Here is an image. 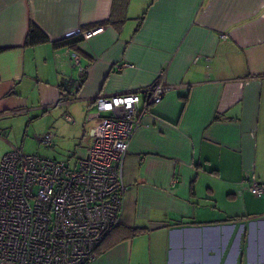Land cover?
<instances>
[{"label":"crops","instance_id":"0c3cea01","mask_svg":"<svg viewBox=\"0 0 264 264\" xmlns=\"http://www.w3.org/2000/svg\"><path fill=\"white\" fill-rule=\"evenodd\" d=\"M31 24L47 41L25 44ZM74 36L86 74L62 104L74 50L53 43ZM161 70L172 89L138 105L121 223L89 264H264V194L243 183L264 182V0H0V159L14 121L55 113L49 148L67 134L74 147L40 156L74 167L105 116L94 99L146 89Z\"/></svg>","mask_w":264,"mask_h":264},{"label":"built area","instance_id":"2783aa9c","mask_svg":"<svg viewBox=\"0 0 264 264\" xmlns=\"http://www.w3.org/2000/svg\"><path fill=\"white\" fill-rule=\"evenodd\" d=\"M102 29L85 31L82 39ZM70 60L77 77L67 80L62 104L76 98L86 74L78 54ZM171 89L161 70L146 89L96 97L98 114L105 116L91 128L85 156L74 167L20 149L1 157L0 264H89L95 259L125 209L123 167L144 113L138 105L143 98L149 107L159 104ZM65 120L73 122L67 114ZM40 140L52 145L50 133ZM243 183L252 195L264 194V182L254 175Z\"/></svg>","mask_w":264,"mask_h":264},{"label":"rangeland","instance_id":"374dc122","mask_svg":"<svg viewBox=\"0 0 264 264\" xmlns=\"http://www.w3.org/2000/svg\"><path fill=\"white\" fill-rule=\"evenodd\" d=\"M71 109H73V111L75 112V114H72V116L75 122H77V124L76 123L73 124V122L72 123L68 122V123L73 124L74 127H78V124H82L84 113L81 112L80 107L76 104L73 105ZM53 115H55V113H52L51 116ZM51 116L43 115L38 118H35L28 126L25 122L26 121L25 119L14 121L12 128L14 129L15 134L17 136L9 140L8 143L10 148L9 151L13 149H21L24 153L27 154H39L49 157L55 156L56 159H60V160L64 159V157L67 156V152H70L74 147L75 140H73V135L67 134L58 137L55 143L56 147L53 148L54 151L51 148L45 146L40 140L41 137L44 134H46L51 127H53V118H51ZM57 116H60V114H57ZM62 118L63 116L60 119ZM26 130H27V134L24 137L23 133ZM5 143L6 141L3 140L0 141V153Z\"/></svg>","mask_w":264,"mask_h":264},{"label":"trees","instance_id":"16d2710c","mask_svg":"<svg viewBox=\"0 0 264 264\" xmlns=\"http://www.w3.org/2000/svg\"><path fill=\"white\" fill-rule=\"evenodd\" d=\"M81 40V37L80 36H74V37H71V38H67V39H64V40H61V41H58V42H55L53 43V46L55 48H59V47H62V48H69V49H73L74 50V53L78 54L77 52V48H76V45L77 43ZM47 41V38L45 37V35H43L41 33V31L33 24L30 25V28H29V31H28V34H27V37H26V42L25 44L26 45H35V44H38L40 42H45ZM85 77V76H84ZM84 77H83V81H84ZM64 83V87L66 86V83H67V80L63 82ZM64 94V93H63ZM121 223V222H120ZM120 226V224H119ZM118 226V227H119ZM117 227V228H118ZM115 228V229H117ZM114 229V230H115ZM112 230L106 237L105 239L114 231ZM105 239L103 240V242L105 241ZM103 242L101 243V245L103 244ZM101 245L98 247L97 251H96V254L99 252L100 250V247Z\"/></svg>","mask_w":264,"mask_h":264}]
</instances>
